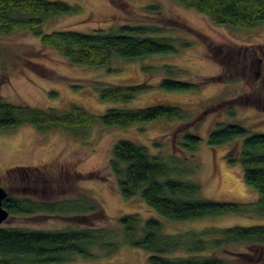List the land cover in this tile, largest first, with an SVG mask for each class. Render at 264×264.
Instances as JSON below:
<instances>
[{
  "label": "rangeland",
  "instance_id": "obj_1",
  "mask_svg": "<svg viewBox=\"0 0 264 264\" xmlns=\"http://www.w3.org/2000/svg\"><path fill=\"white\" fill-rule=\"evenodd\" d=\"M49 1L66 2L78 7L79 12L49 19L44 26L46 33L71 31L92 34L95 31L114 32L122 26H149L160 31L150 32L147 36L173 39L178 48L180 42L185 41L190 47L179 54L153 55L135 61L116 58L109 67H89L71 65L28 32L0 36L1 101L58 112L77 106L96 116L110 109L133 110L157 105L177 107L183 109L184 113L181 121L157 120L127 128L108 129L96 125L87 129L81 138H74L63 129L39 133L30 125L0 131L1 187H10L13 196L22 197L23 191L17 187L18 183H12L7 172L17 167L39 168L53 179L54 191L51 193L47 190L42 196L38 190L35 195L27 193L28 198L56 203L89 194L98 201L109 219L108 223H104L96 216L93 223L80 224L70 217L41 213L11 216L0 226L43 231L87 227L111 229L113 240L120 246L117 253L109 257L101 255L94 260L77 257L68 264H148L150 254L131 247L125 240L119 219L129 214H137L143 221L158 220L167 235L202 232L209 228L264 226V218L240 215L187 222L168 221L147 206L139 194L124 200L117 187V178L108 166L114 145L126 140L146 147L150 154L161 156L176 172L185 174L186 170H192V173L188 172L180 178L200 185L196 199L237 204L256 202L259 195L245 184L241 166L228 162L229 158L237 161L244 139L210 147L208 137L217 124L243 126L248 136L264 134V102H254L257 107L254 109L248 103L239 104L235 100L246 96L249 102L264 97L259 89L261 87L264 91L261 82L253 83L249 79V71L243 70L242 65V70L238 69L235 62H243L239 48L252 47L259 51L260 47H264V25L250 29L219 26L176 0ZM217 46L222 48V53L216 54L211 50ZM227 50L232 51L231 54L228 55ZM230 57L231 66H226V76L234 79L232 83L207 82L199 91L186 93H169L157 86L161 80L169 78L163 67L183 70L185 75L175 78L178 81L197 82L219 76L221 65L216 60L227 62ZM144 68L155 71L152 75ZM145 81H150L154 89L138 95L129 103L102 102L99 99V85H136ZM253 91H257V98L250 95ZM222 104L224 106L219 108ZM232 109L234 115L229 114ZM186 132L201 139L194 154L178 148ZM61 170L70 171L71 174L76 170L82 176L76 180L73 175L71 182L60 188L56 175ZM227 250L222 256L232 261H235L236 255L231 252H248L245 246L240 245L229 246ZM248 253L255 256L252 251Z\"/></svg>",
  "mask_w": 264,
  "mask_h": 264
},
{
  "label": "trees",
  "instance_id": "obj_2",
  "mask_svg": "<svg viewBox=\"0 0 264 264\" xmlns=\"http://www.w3.org/2000/svg\"><path fill=\"white\" fill-rule=\"evenodd\" d=\"M176 1L205 15L219 26L250 29L264 25V0ZM78 12V7L63 1L0 0V36L28 32L71 65L89 67H109L116 58L135 61L153 55L179 54L190 47L185 41H181L178 48L173 39L147 36L150 32L160 31L149 26H122L114 32L95 31L92 34L44 31L49 19ZM211 50L216 54L222 53V48L218 46ZM229 50L228 55L232 52ZM249 51L253 53L254 49L239 48L243 62L235 61L238 69L245 70ZM216 61L221 65L219 76L197 82L178 81L175 78L185 75L183 70L163 67L169 78L161 80L157 86L169 93H186L199 91L207 82L232 83L234 79L226 76V66H231V57L227 62L223 59ZM144 70L152 75L155 71L153 68ZM152 89L154 85L150 81L136 85H99L97 88L99 99L111 103H129ZM243 98L235 100L239 104H247V97ZM183 113V109L177 107L157 105L133 110L110 109L96 116L77 106L65 112L54 109L43 111L0 100V131L30 125L39 133L63 129L74 138H81L87 129L96 125L108 129L127 128L157 120L181 121ZM229 114L234 115V109ZM238 139H244L238 159L229 158L228 162L241 166L245 184L258 193V200L250 204L196 199L200 185L180 178L188 172L192 173V170H186L185 174L176 172L161 156L150 154L146 147L130 141L122 140L114 145L108 166L117 178V187L124 200L139 194L147 206L168 221L187 222L226 215L264 218V134L248 136L243 126L217 124L209 133L208 144L219 147ZM200 142L198 136L186 132L178 148L194 154ZM73 175L76 180L82 176L76 170L73 174L61 170L56 175L59 178L58 186L61 188L70 183ZM7 177L14 185L18 183L17 187L23 191L22 197H15L11 188H6L8 196L3 201V207L10 217L50 213L70 217L80 224L93 223L96 216L104 223L109 222L102 206L89 194L56 203L28 198L27 193L35 195L38 190L42 196L47 190L51 193L54 191L53 179L39 168H13L7 172ZM119 222L127 244L150 254L148 264H264V226L209 228L202 232L167 235L161 222L156 219L143 221L139 215L129 214L122 216ZM232 245L245 246L248 252L255 254V258L248 252L231 251L236 255L235 261L223 257L222 253L228 252L227 248ZM119 249L109 227L43 231L0 226V264H68L77 257L86 260H94L101 255L109 257Z\"/></svg>",
  "mask_w": 264,
  "mask_h": 264
},
{
  "label": "flooded vegetation",
  "instance_id": "obj_3",
  "mask_svg": "<svg viewBox=\"0 0 264 264\" xmlns=\"http://www.w3.org/2000/svg\"><path fill=\"white\" fill-rule=\"evenodd\" d=\"M245 60L247 61L245 70L249 71L248 73L249 79H251L253 83L261 82L260 86H264V47L262 48L260 47L259 51L254 49L253 53L251 51L247 52V56ZM259 89L261 90L260 93L261 94L263 93V96H264L263 88L259 87ZM255 92L257 91H253L254 95L253 93H251L250 95H252V97L255 96V98H257L256 97L257 93ZM258 101L264 102V97L262 100L260 99L249 100L248 105L251 106V108H254L256 107L254 102H258Z\"/></svg>",
  "mask_w": 264,
  "mask_h": 264
},
{
  "label": "water",
  "instance_id": "obj_4",
  "mask_svg": "<svg viewBox=\"0 0 264 264\" xmlns=\"http://www.w3.org/2000/svg\"><path fill=\"white\" fill-rule=\"evenodd\" d=\"M7 196L8 193L6 189L0 186V225L10 217L9 212L3 207V201Z\"/></svg>",
  "mask_w": 264,
  "mask_h": 264
}]
</instances>
